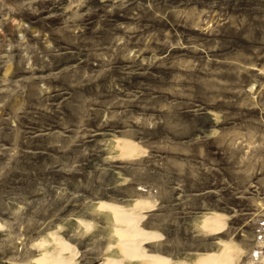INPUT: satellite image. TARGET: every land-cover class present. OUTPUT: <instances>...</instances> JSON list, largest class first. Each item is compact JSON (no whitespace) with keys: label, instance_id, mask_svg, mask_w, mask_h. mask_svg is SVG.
<instances>
[{"label":"rangeland","instance_id":"1","mask_svg":"<svg viewBox=\"0 0 264 264\" xmlns=\"http://www.w3.org/2000/svg\"><path fill=\"white\" fill-rule=\"evenodd\" d=\"M136 200L145 252L264 264V0H0V264H101Z\"/></svg>","mask_w":264,"mask_h":264},{"label":"bare ground","instance_id":"2","mask_svg":"<svg viewBox=\"0 0 264 264\" xmlns=\"http://www.w3.org/2000/svg\"><path fill=\"white\" fill-rule=\"evenodd\" d=\"M117 146L122 149V155L124 156H132L138 153L135 146L130 142L120 140L117 141ZM147 207L148 203L141 200H136L129 208L106 201L98 203L99 209L110 214L114 222L113 235L118 240L117 243L111 244L107 248L109 253L101 264L122 263V260L110 255L112 251H118L124 259L137 261V264H234L238 258L240 249L233 242L224 241H221L219 251L198 254L190 262L179 260L170 263L158 255L145 252L140 244L151 241L155 235L143 231L138 226L142 217L137 212ZM224 220L223 215L211 212L200 220V227L211 234H217L221 231ZM80 222L87 227L93 226L83 220H80ZM49 237V239H42L38 244H34L42 248V252L37 257L27 263L20 264H80L76 261L78 253L72 249L68 242L56 233H51Z\"/></svg>","mask_w":264,"mask_h":264}]
</instances>
